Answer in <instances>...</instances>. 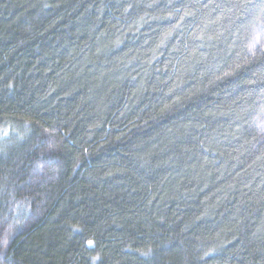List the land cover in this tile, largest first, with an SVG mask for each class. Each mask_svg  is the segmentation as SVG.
I'll return each mask as SVG.
<instances>
[{"label": "trees", "instance_id": "1", "mask_svg": "<svg viewBox=\"0 0 264 264\" xmlns=\"http://www.w3.org/2000/svg\"><path fill=\"white\" fill-rule=\"evenodd\" d=\"M0 264H264V0H0Z\"/></svg>", "mask_w": 264, "mask_h": 264}, {"label": "snow or ice", "instance_id": "2", "mask_svg": "<svg viewBox=\"0 0 264 264\" xmlns=\"http://www.w3.org/2000/svg\"><path fill=\"white\" fill-rule=\"evenodd\" d=\"M87 243H88L89 245H91V244H92V241H91V240H89V241H87Z\"/></svg>", "mask_w": 264, "mask_h": 264}]
</instances>
